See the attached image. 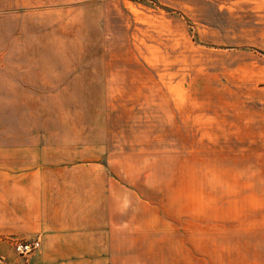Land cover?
Masks as SVG:
<instances>
[{"label": "rangeland", "instance_id": "1", "mask_svg": "<svg viewBox=\"0 0 264 264\" xmlns=\"http://www.w3.org/2000/svg\"><path fill=\"white\" fill-rule=\"evenodd\" d=\"M263 84L264 0H0V229L264 199V144L233 130ZM217 242L264 264L263 239Z\"/></svg>", "mask_w": 264, "mask_h": 264}, {"label": "crops", "instance_id": "2", "mask_svg": "<svg viewBox=\"0 0 264 264\" xmlns=\"http://www.w3.org/2000/svg\"><path fill=\"white\" fill-rule=\"evenodd\" d=\"M260 88L261 94L256 93L254 103L248 106L253 112L248 122L233 127V134L245 142L248 138L249 143L264 144V84ZM249 151L245 154L249 159L246 170L264 181V150ZM213 204V212L168 220L128 216L126 211L122 214L121 205L109 214L42 219L35 229L10 219L0 232L27 236L29 230V235H37L33 238L40 239V248L28 264H239L235 250H225L217 241L264 240V199ZM192 240L200 241V246L192 247ZM0 249L9 252L0 264H22L10 249L4 245Z\"/></svg>", "mask_w": 264, "mask_h": 264}, {"label": "built area", "instance_id": "3", "mask_svg": "<svg viewBox=\"0 0 264 264\" xmlns=\"http://www.w3.org/2000/svg\"><path fill=\"white\" fill-rule=\"evenodd\" d=\"M13 252L20 257L25 264L29 263L30 257L39 250L40 239L38 237L23 240V239H11L10 240Z\"/></svg>", "mask_w": 264, "mask_h": 264}]
</instances>
